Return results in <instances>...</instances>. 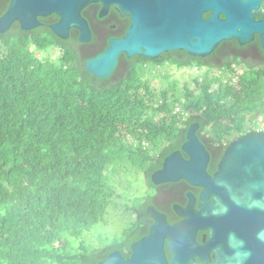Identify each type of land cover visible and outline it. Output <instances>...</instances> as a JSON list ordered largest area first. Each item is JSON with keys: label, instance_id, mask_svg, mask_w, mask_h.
Masks as SVG:
<instances>
[{"label": "trees", "instance_id": "trees-1", "mask_svg": "<svg viewBox=\"0 0 264 264\" xmlns=\"http://www.w3.org/2000/svg\"><path fill=\"white\" fill-rule=\"evenodd\" d=\"M49 29L0 33V264H95L96 249L72 238L103 219L108 166L149 175L191 123L200 139L225 143L264 112V69L237 57L189 56L208 70L156 88L151 70L91 75ZM49 48L55 59L36 54Z\"/></svg>", "mask_w": 264, "mask_h": 264}, {"label": "water", "instance_id": "water-1", "mask_svg": "<svg viewBox=\"0 0 264 264\" xmlns=\"http://www.w3.org/2000/svg\"><path fill=\"white\" fill-rule=\"evenodd\" d=\"M93 1L98 0H9L0 15V33L15 22L22 30H31L40 25L39 16L55 13L59 20L49 26L55 35L66 38L69 28L75 27L80 30L79 40L87 41L89 30L80 9ZM100 1L104 7L118 8L121 3L128 7L131 26L123 41L111 39L104 52L85 61L87 72L97 78L112 75L120 51L128 57L136 54L154 59L161 52L178 47L190 56L206 57L222 41L235 40L243 45L252 41L255 34L264 49V0ZM138 4L142 8L136 14ZM177 4L186 6V15L174 13ZM261 6L263 11L259 12ZM201 12L210 15L202 18ZM256 15L261 18L256 20ZM198 127L197 122L188 126L180 150L163 159L162 167L152 173L151 180L155 184L179 179L191 185L203 184L217 201L216 236L226 243L220 250L218 264H264V130L245 131L234 138L218 171L209 177V153L196 133ZM119 262L117 254L111 253L98 264Z\"/></svg>", "mask_w": 264, "mask_h": 264}, {"label": "flooded vegetation", "instance_id": "flooded-vegetation-1", "mask_svg": "<svg viewBox=\"0 0 264 264\" xmlns=\"http://www.w3.org/2000/svg\"><path fill=\"white\" fill-rule=\"evenodd\" d=\"M9 0L0 2V15L6 10ZM138 4L136 14L141 12ZM180 15L187 12L186 6L176 5L174 13ZM263 11V6L259 12ZM169 12H172L171 7ZM80 15L85 20L89 38L87 41L79 40L80 30L70 27L66 38L57 36L68 48L77 51L83 64L105 51L111 39L124 40L131 26V12L122 3L118 8L111 5L104 7L102 1H93L84 4ZM210 12H201L202 18H207ZM219 17H224L222 14ZM260 15L255 19L259 20ZM59 17L55 14L39 16L38 27L49 29ZM19 27L15 22L10 28ZM50 30V29H49ZM235 40L222 41L213 52L208 55L216 65L225 63L226 59L237 57L243 62L256 68L264 69V49L257 34L253 40L235 47ZM122 45V44H121ZM123 46V45H122ZM142 50V47H140ZM189 54L183 48L174 47L161 52L151 59L141 55L128 57L125 51H120L112 78H117L130 70L172 69L183 67L197 68L189 59ZM203 58V57H202ZM122 73H119V72ZM123 74V75H124ZM239 135H232L225 143H218L213 139L202 137L206 150L209 153L206 172L209 177L219 169V164L225 154L229 143ZM180 149H175L177 151ZM172 151V152H173ZM171 153V152H170ZM170 153L161 157L159 166L148 175L140 171L144 189L134 196V205L126 208L127 223L119 232L117 239L93 247L96 249L95 264L104 261L111 253H116L120 262L118 264H218L221 259L220 250L226 244L216 236V212L219 207L215 196L203 184L191 185L183 179L153 183L151 175L162 167L163 159ZM184 158L186 154L182 152ZM196 221H193V218ZM156 224V225H155Z\"/></svg>", "mask_w": 264, "mask_h": 264}, {"label": "rangeland", "instance_id": "rangeland-1", "mask_svg": "<svg viewBox=\"0 0 264 264\" xmlns=\"http://www.w3.org/2000/svg\"><path fill=\"white\" fill-rule=\"evenodd\" d=\"M2 51L3 48L0 42V54ZM36 54L55 59L59 53L57 48H49L47 51L42 53L36 52ZM149 70H151L150 75L147 76L145 74V76L152 86L158 88L164 84L162 79L168 83L175 81L178 86L191 84L193 78L201 76L208 69L200 67L194 70L192 67H183L177 70L152 68L144 71ZM217 70L218 68H214L213 70L211 69V72L214 73ZM119 73L122 72L120 71ZM161 75H165L166 77L161 78ZM225 76L230 77L231 75L230 73H226ZM231 77L234 82L235 77L233 75ZM251 125L249 124V126ZM103 180L108 188L106 190L112 193L108 209L101 221L91 226L90 229L83 231L79 237L72 238L73 244L83 242L87 247L93 248L101 247L117 239L119 232L127 223L126 208L134 205V196L136 197L145 186L140 172L132 166L126 168L119 167L115 170L112 166H108L102 175V182Z\"/></svg>", "mask_w": 264, "mask_h": 264}, {"label": "built area", "instance_id": "built-area-1", "mask_svg": "<svg viewBox=\"0 0 264 264\" xmlns=\"http://www.w3.org/2000/svg\"><path fill=\"white\" fill-rule=\"evenodd\" d=\"M226 79H227V76L224 78V81ZM253 124H254V127L258 129H264V112L254 120Z\"/></svg>", "mask_w": 264, "mask_h": 264}, {"label": "clouds", "instance_id": "clouds-1", "mask_svg": "<svg viewBox=\"0 0 264 264\" xmlns=\"http://www.w3.org/2000/svg\"><path fill=\"white\" fill-rule=\"evenodd\" d=\"M193 69L196 70V69H198V67H197L196 69H195V68H193ZM261 114H262V113H261ZM258 116H260V115H258ZM258 116H257V117H258ZM257 117H256V118H257ZM256 118H255V119H256ZM255 119H254V120H255ZM193 123H194V122H193ZM253 123H254V121H253ZM253 123H252V125L250 126V127H253V129H251V130H256V129H258V128L254 127V124H253ZM260 130H264V129H260ZM247 131H249V130H247Z\"/></svg>", "mask_w": 264, "mask_h": 264}]
</instances>
